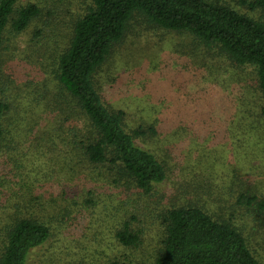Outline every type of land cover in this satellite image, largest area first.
Wrapping results in <instances>:
<instances>
[{
	"label": "rangeland",
	"instance_id": "374dc122",
	"mask_svg": "<svg viewBox=\"0 0 264 264\" xmlns=\"http://www.w3.org/2000/svg\"><path fill=\"white\" fill-rule=\"evenodd\" d=\"M220 2L248 13L238 0ZM90 3L18 0L17 8L34 4L39 14L23 32L2 37L0 230L23 216L48 226L32 264H142L160 248L165 211L192 205L239 230L264 264L263 101L249 68L232 66L188 34L132 20L94 82L103 103L124 113L126 131L144 132L134 141L164 165L166 180L149 194L126 189L66 148L84 119L59 122L42 103L55 87L56 59ZM242 196L256 200L249 205ZM131 216L140 244L128 249L115 233Z\"/></svg>",
	"mask_w": 264,
	"mask_h": 264
},
{
	"label": "trees",
	"instance_id": "16d2710c",
	"mask_svg": "<svg viewBox=\"0 0 264 264\" xmlns=\"http://www.w3.org/2000/svg\"><path fill=\"white\" fill-rule=\"evenodd\" d=\"M238 1L248 13L220 0H91L87 12L74 22L69 42L56 59L55 87L46 91H51V96L42 103L59 122L74 118L72 115L84 119L82 128L71 130L66 148L88 164L105 169L126 189L149 194L166 180L164 165L134 141L144 132L126 131L124 113L103 103L94 82L132 20L136 26L146 24L188 34L225 56L232 66L249 68L263 101L264 118V19L254 15L264 13V0ZM17 2L0 0V44L5 33L23 32L39 14L36 5L17 8ZM6 105L0 101V123ZM66 107L75 111L68 112ZM3 135L0 125V140ZM242 197L249 205L256 200ZM132 220L134 216L122 222L115 233L117 242L128 249L140 244L139 233L130 226ZM162 220L160 248L151 261L142 264H260L239 230L199 207H173L165 211ZM49 237L48 226L38 218L13 219L0 230V264H32L31 252ZM107 264L120 263L111 260Z\"/></svg>",
	"mask_w": 264,
	"mask_h": 264
}]
</instances>
